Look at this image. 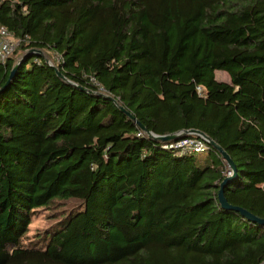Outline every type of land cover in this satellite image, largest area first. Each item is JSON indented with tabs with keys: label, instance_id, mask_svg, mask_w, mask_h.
Listing matches in <instances>:
<instances>
[{
	"label": "trees",
	"instance_id": "16d2710c",
	"mask_svg": "<svg viewBox=\"0 0 264 264\" xmlns=\"http://www.w3.org/2000/svg\"><path fill=\"white\" fill-rule=\"evenodd\" d=\"M1 28L0 264L264 261V225L234 209L264 220V0H0ZM188 130L234 162L233 208L217 148L167 147Z\"/></svg>",
	"mask_w": 264,
	"mask_h": 264
},
{
	"label": "rangeland",
	"instance_id": "374dc122",
	"mask_svg": "<svg viewBox=\"0 0 264 264\" xmlns=\"http://www.w3.org/2000/svg\"><path fill=\"white\" fill-rule=\"evenodd\" d=\"M44 55L50 64H57L58 58H54V55L49 53H44ZM216 77L218 81L231 83L227 73L217 72ZM202 157L206 158L205 155ZM79 205L80 202L77 200L57 201L52 205L51 209H43L39 211L33 216L26 241L37 239L55 222L57 218L66 214L71 209L77 208Z\"/></svg>",
	"mask_w": 264,
	"mask_h": 264
},
{
	"label": "built area",
	"instance_id": "2783aa9c",
	"mask_svg": "<svg viewBox=\"0 0 264 264\" xmlns=\"http://www.w3.org/2000/svg\"><path fill=\"white\" fill-rule=\"evenodd\" d=\"M17 47V42L13 39L11 34L7 31L6 28L0 29V63L5 64L9 58L15 52ZM198 92L201 93L202 89L198 88ZM167 147L175 150H179L181 154L188 153H205L209 149V144L207 141L196 135H189V137L182 138L174 143L169 144ZM225 164L227 167L228 176L231 175L232 170L227 163ZM264 264V261L261 263Z\"/></svg>",
	"mask_w": 264,
	"mask_h": 264
},
{
	"label": "water",
	"instance_id": "95a60500",
	"mask_svg": "<svg viewBox=\"0 0 264 264\" xmlns=\"http://www.w3.org/2000/svg\"><path fill=\"white\" fill-rule=\"evenodd\" d=\"M18 69V64L14 67V69L12 70V73H11V78L14 76V74L16 73ZM57 74L60 78H64L63 75L57 71ZM121 110L123 112H125L131 119L134 120V117L129 113L127 112L123 107H121ZM141 126V125H140ZM141 128L143 130H145V128L143 126H141ZM186 134L188 135H196V136H200L202 138H204L208 144L212 145L213 147L217 148L220 153L222 154V157L224 158V160L227 161V163L229 164L232 172H233V176H237V170H236V167H235V164L234 162L232 161L231 157L229 156V154L219 145L217 144L215 141H213L210 137H208L205 133L201 132V131H198V130H188V131H185ZM159 139L163 142H171L173 140L176 139L175 135H168V136H163V137H159ZM233 176H229L222 184L221 186V190L219 192V200L221 202V204L224 206V207H227V208H233L232 206L228 205L227 203V200L225 199V196H224V193H223V189L224 187L233 179ZM236 211L240 212L242 215H244L245 217H247L248 219L252 220L253 222L255 223H258L260 225H264V220H261V219H258L256 218L255 216H253L252 214L248 213L247 211H245L244 209L242 208H234Z\"/></svg>",
	"mask_w": 264,
	"mask_h": 264
},
{
	"label": "crops",
	"instance_id": "0c3cea01",
	"mask_svg": "<svg viewBox=\"0 0 264 264\" xmlns=\"http://www.w3.org/2000/svg\"><path fill=\"white\" fill-rule=\"evenodd\" d=\"M222 82H225V81H222ZM226 83H228V82H226Z\"/></svg>",
	"mask_w": 264,
	"mask_h": 264
}]
</instances>
